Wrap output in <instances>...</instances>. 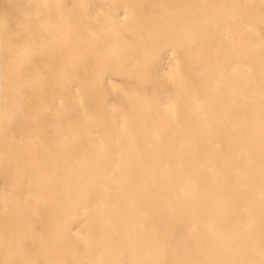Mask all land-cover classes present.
Returning <instances> with one entry per match:
<instances>
[{
	"label": "bare ground",
	"instance_id": "obj_1",
	"mask_svg": "<svg viewBox=\"0 0 264 264\" xmlns=\"http://www.w3.org/2000/svg\"><path fill=\"white\" fill-rule=\"evenodd\" d=\"M19 4L50 6L30 9L44 54L23 72L30 49L4 26ZM56 5L78 6L71 26ZM259 5L0 0V260L258 261Z\"/></svg>",
	"mask_w": 264,
	"mask_h": 264
},
{
	"label": "snow or ice",
	"instance_id": "obj_2",
	"mask_svg": "<svg viewBox=\"0 0 264 264\" xmlns=\"http://www.w3.org/2000/svg\"><path fill=\"white\" fill-rule=\"evenodd\" d=\"M18 14L14 21H8L7 18L4 20L5 30L12 33L15 39L24 42L25 46L30 49V55L23 65L18 69L19 72H23L27 68H31L37 63V58L44 54V48L41 46L39 48L32 47V37L34 35V30L37 26L43 27L39 22V17L33 16L30 12V9L33 7H50L49 5H25L19 4L16 5ZM57 8L63 9L60 15V23L61 25H69L71 26L73 22V18L76 15L75 9L78 7L76 5H72L69 7L68 5H56ZM81 8H88V5H81ZM233 8H254L255 5H233ZM260 20H261V34L264 36V0H260ZM127 18V17H125ZM157 59V52L153 50L152 52V63L145 64L138 69L137 79L140 81L151 80L153 73L155 71L154 62ZM177 72H179V64H177ZM167 75L172 76L174 78L175 73L169 72ZM261 103L264 106V90L261 93ZM170 107H174V105H170ZM261 136H262V150H264V118H262L261 124ZM262 179H264V167L261 170ZM261 198L264 200V188H262ZM252 230V225L249 223L248 231ZM262 231H264V225H262ZM163 251V249H161ZM14 254L26 256L27 255V245L25 242L21 241L17 244V248L14 251ZM260 259L257 261L254 258H249L240 261H234L227 258L222 259H209V260H184V261H176V260H168L165 258L160 259H152V260H144V259H118V260H101V261H77V260H69L64 259L60 261L49 262V264H264V236H262L261 247L259 252ZM0 264H33V262L29 259H9V260H0Z\"/></svg>",
	"mask_w": 264,
	"mask_h": 264
}]
</instances>
